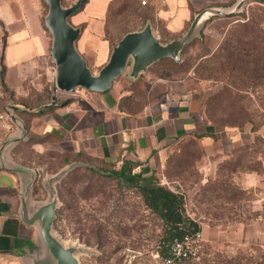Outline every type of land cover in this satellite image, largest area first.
Segmentation results:
<instances>
[{
	"label": "crops",
	"instance_id": "crops-1",
	"mask_svg": "<svg viewBox=\"0 0 264 264\" xmlns=\"http://www.w3.org/2000/svg\"><path fill=\"white\" fill-rule=\"evenodd\" d=\"M75 1L62 0V4L67 7ZM118 1L87 0L69 18L81 29L76 47L92 72L106 63L111 47L122 35L114 29L119 23L112 15ZM125 1L147 15L154 33L169 42L187 30L194 13L210 6H230L236 0H149L146 5L140 0ZM47 11L43 0H0V113L8 110L15 114L26 130L24 139L7 144L3 157L0 155V264H54L38 223L26 224L20 218L26 177L6 168L33 169L23 164L28 139L34 141L30 144L33 148L51 138L56 145H67V153L103 162L119 157L137 161L144 175H150L163 169L186 139L199 136L204 145L211 146L216 136L177 91L175 74L169 75L160 66L150 70L154 64L134 82L125 76L122 81L121 76L104 93L82 89L74 94L56 92L51 104L54 63L44 21ZM136 23L139 26L140 19ZM138 26L129 32L142 28ZM236 134L231 138L239 136ZM18 135L16 123L8 117L0 129V150ZM221 147L215 148L218 153ZM35 204L31 192L30 205ZM203 226L202 231L210 229ZM216 230L232 243L252 251L264 250L263 222Z\"/></svg>",
	"mask_w": 264,
	"mask_h": 264
},
{
	"label": "rangeland",
	"instance_id": "rangeland-1",
	"mask_svg": "<svg viewBox=\"0 0 264 264\" xmlns=\"http://www.w3.org/2000/svg\"><path fill=\"white\" fill-rule=\"evenodd\" d=\"M127 16L123 17L122 28H137L138 12L133 10ZM234 20L213 18L203 29V42L185 50V66H166V72L174 73L179 80L177 91L194 115L210 127L207 113L220 118L223 111L211 110L208 97L220 90L222 83L206 77L202 70L196 71V58L215 51ZM123 79L124 76L120 78ZM247 97L254 101L251 95ZM259 109L263 113L264 105ZM250 129V124H244L214 130L211 146L204 145L201 138L186 139L178 145L170 163L153 172L160 184L171 190L179 187L188 197L187 213L203 220L201 228L210 227L200 231L202 242L196 259L173 263V258L164 255L168 241L161 222L145 209L134 192L105 176L104 170L117 169L119 160L90 163L81 154L67 153V145H56L51 138L42 146H25L22 153L25 163L37 174L33 200L44 203L57 193L53 233L66 246L78 248L76 256L81 264H249V260L264 258V250L252 251L232 243L226 235L217 234L216 228L264 223V125L256 133L262 141H254ZM233 133L239 136L231 138ZM252 143L255 152L241 147ZM219 145L222 151L218 153L215 148Z\"/></svg>",
	"mask_w": 264,
	"mask_h": 264
},
{
	"label": "trees",
	"instance_id": "trees-1",
	"mask_svg": "<svg viewBox=\"0 0 264 264\" xmlns=\"http://www.w3.org/2000/svg\"><path fill=\"white\" fill-rule=\"evenodd\" d=\"M133 10L137 11L125 0H119L112 10L114 21L116 18L119 23L114 29L116 28L122 33L119 40L125 33L129 32V30L122 28L123 17H128V12ZM138 15L137 20L140 19L138 27H142L148 17L140 12ZM229 18H235L234 23L229 25V29L218 48L210 53L206 51L196 58L198 61L196 71L202 70L206 73V77L222 83L221 89L208 98L212 102L211 110L223 111V114L220 118H216L208 112L207 119L215 131H223L227 126L236 128L250 124V132L255 135L254 141H262L263 138L256 133L258 127L264 125V112L262 113L259 109L264 105V0L251 1L240 14L230 17H216L218 20ZM162 42L166 43L168 40L162 37ZM202 42L203 32L201 39L195 40L183 49L181 53L183 62L178 64L171 59H163L155 63L150 70L160 66L166 71L168 64L179 68L184 67L186 64V60L183 59L185 50ZM250 95L254 101L247 97ZM245 101L248 102L245 103ZM232 115H234L233 120L230 119ZM193 138L200 139L201 137L194 136ZM32 142L34 141L28 139L26 146ZM241 147L255 152L254 143ZM173 155L169 157L167 162L170 163ZM87 159L90 163L104 164L101 160L88 157ZM118 160L120 166L117 169L104 170L107 172L105 176L114 179L121 188L134 192L145 209L161 222L163 235L168 241L164 255L170 256V245L173 239L201 231L203 220L191 217L187 213V200L179 187L171 190L160 184L153 173L144 175L140 170L141 163L137 161L127 160L123 157H119ZM65 161L68 160L65 158ZM23 164L27 165L25 161ZM249 264H264V258L249 260Z\"/></svg>",
	"mask_w": 264,
	"mask_h": 264
},
{
	"label": "water",
	"instance_id": "water-1",
	"mask_svg": "<svg viewBox=\"0 0 264 264\" xmlns=\"http://www.w3.org/2000/svg\"><path fill=\"white\" fill-rule=\"evenodd\" d=\"M48 7L45 16V27L51 36L50 58L54 63L52 79V103H55L56 92L74 94L82 89L93 93L108 91L113 81L125 76L129 81H136L145 74L149 67L163 60L171 59L175 63L182 62L181 53L185 47L202 38L206 24L216 17H230L243 12L245 5L252 0H236L230 6H210L193 14L187 30L178 38L163 43L154 33L148 20L137 31L125 33L111 47L108 60L96 73L87 65L77 50L76 42L81 29L73 26L69 18L79 12L87 0H76L70 6H63L62 0H43ZM10 119L16 123L20 134L8 139L0 150L2 154L7 144L25 137L22 121L8 111ZM1 159V164H4ZM10 170L22 173L26 178L21 189L20 218L26 224L38 223L40 236L54 264H81L76 256L77 247L66 246L53 233V224L58 208V196L54 195L44 203L30 205V194L37 179L33 169L15 165L6 166Z\"/></svg>",
	"mask_w": 264,
	"mask_h": 264
},
{
	"label": "built area",
	"instance_id": "built-area-1",
	"mask_svg": "<svg viewBox=\"0 0 264 264\" xmlns=\"http://www.w3.org/2000/svg\"><path fill=\"white\" fill-rule=\"evenodd\" d=\"M148 1L149 0H140V4L146 5ZM8 117V110H5L4 113H0V129L3 127ZM201 242V232L187 234L181 238L173 239L170 245L171 254L169 256V258L171 257L173 260H171L170 263L196 259L199 254Z\"/></svg>",
	"mask_w": 264,
	"mask_h": 264
}]
</instances>
